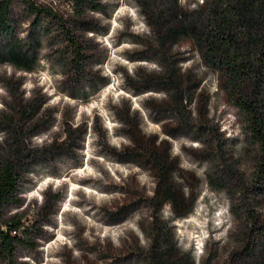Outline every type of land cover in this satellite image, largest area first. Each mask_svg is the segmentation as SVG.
<instances>
[{"label": "rangeland", "instance_id": "1", "mask_svg": "<svg viewBox=\"0 0 264 264\" xmlns=\"http://www.w3.org/2000/svg\"><path fill=\"white\" fill-rule=\"evenodd\" d=\"M7 1L0 155L18 125L29 156L0 223L28 231L0 264H264V150L196 35L163 42L171 10L214 0ZM172 73L186 82L180 106ZM133 132L196 195L187 214L149 200L159 183Z\"/></svg>", "mask_w": 264, "mask_h": 264}, {"label": "trees", "instance_id": "2", "mask_svg": "<svg viewBox=\"0 0 264 264\" xmlns=\"http://www.w3.org/2000/svg\"><path fill=\"white\" fill-rule=\"evenodd\" d=\"M22 1L32 9L40 10L31 0ZM78 1V9L88 2ZM7 11L8 1L4 0L0 9V22L3 26L7 21ZM171 11L174 24L169 27L163 42L189 32L196 35L197 44L204 51L210 66L220 72L222 85L229 91L236 108L244 115L252 142L264 150V0H214L201 11ZM181 14L188 20L187 25L179 19ZM72 42L77 45L74 39ZM12 56L17 57L14 53ZM162 80L175 88L172 101L180 106L186 89L185 80L176 79L173 73L164 76ZM6 121L14 124L15 119L9 117ZM132 138L136 146L134 152L145 163L152 165L159 183L156 195L149 200L159 210L169 204L177 215L187 214L193 207L196 195L187 202L184 192L173 181V162L159 148L145 142L135 132L132 133ZM23 141L22 129L17 125L10 129L6 146L2 148L4 154L0 155V221L5 205L17 199L21 182L20 165L29 156ZM2 225L6 229H2ZM23 231L27 232L28 228L21 221L0 223L1 255L8 258L13 256L15 244L24 240L20 235ZM181 238L178 232L179 242ZM159 258L161 262V254Z\"/></svg>", "mask_w": 264, "mask_h": 264}]
</instances>
